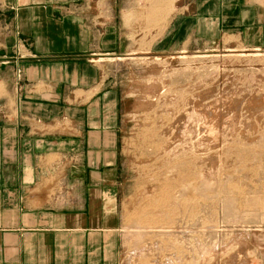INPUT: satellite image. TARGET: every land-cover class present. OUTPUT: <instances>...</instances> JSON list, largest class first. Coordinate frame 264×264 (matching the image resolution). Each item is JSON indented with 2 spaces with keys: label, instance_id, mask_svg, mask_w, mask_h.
Here are the masks:
<instances>
[{
  "label": "crops",
  "instance_id": "obj_1",
  "mask_svg": "<svg viewBox=\"0 0 264 264\" xmlns=\"http://www.w3.org/2000/svg\"><path fill=\"white\" fill-rule=\"evenodd\" d=\"M220 43L264 51V0H0V264H119L101 63Z\"/></svg>",
  "mask_w": 264,
  "mask_h": 264
},
{
  "label": "rangeland",
  "instance_id": "obj_2",
  "mask_svg": "<svg viewBox=\"0 0 264 264\" xmlns=\"http://www.w3.org/2000/svg\"><path fill=\"white\" fill-rule=\"evenodd\" d=\"M101 64L122 97L119 264H264V51L220 43Z\"/></svg>",
  "mask_w": 264,
  "mask_h": 264
},
{
  "label": "bare ground",
  "instance_id": "obj_3",
  "mask_svg": "<svg viewBox=\"0 0 264 264\" xmlns=\"http://www.w3.org/2000/svg\"><path fill=\"white\" fill-rule=\"evenodd\" d=\"M188 185H189V184H188ZM193 185H195V184H193ZM189 186H190V185H189ZM186 187H187V186H186ZM190 188H192V190H195V188H193V187H190ZM190 188H189V189H190ZM187 189H188V187H187ZM187 189H186V190H187ZM189 189H188V190H189ZM184 190H185V189H184ZM186 190H185V191H186ZM190 190H191V189H190ZM185 191H184V192H185ZM181 192H182V191H181ZM186 192L191 193V192H189V191H186ZM158 193H159V192H158ZM165 193H166V192H165ZM166 194H167V193H166ZM182 195H184V193H182ZM164 196H165V195H164ZM178 196H179V195H178ZM181 197H182V196H181ZM151 199H152V198H151ZM149 200H150V199H149ZM150 205H151V204H150ZM152 207H153V206H152ZM145 209H146V208H145ZM150 221H151V220H150ZM136 225H137V224H136ZM140 225H141V224H140ZM140 225L138 224L139 227H140ZM138 226H137V227H138ZM142 226H143V225H141V227H142ZM144 226H145V225H144ZM149 226H150V225H149ZM149 226H148V227L146 226V228H142L141 230H140L139 228H137V227H135L134 229H135L136 234H138V233H140V231H142V230H143V232H144V230H146V229H149V230H150L151 228H149ZM133 227H134V226H133ZM153 229H154V228H153ZM149 230H148V231H149ZM146 231H147V230H146ZM148 231H147V232H148ZM143 232H142V233H143ZM142 233H141V234H142ZM148 233H149V232H148ZM165 233H166V232H165ZM138 236H139V235H138Z\"/></svg>",
  "mask_w": 264,
  "mask_h": 264
}]
</instances>
